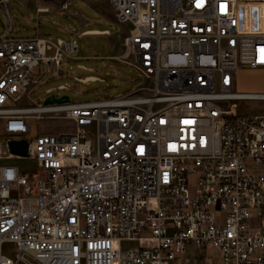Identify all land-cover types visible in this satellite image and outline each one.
Masks as SVG:
<instances>
[{
    "label": "built area",
    "instance_id": "1",
    "mask_svg": "<svg viewBox=\"0 0 264 264\" xmlns=\"http://www.w3.org/2000/svg\"><path fill=\"white\" fill-rule=\"evenodd\" d=\"M107 1L145 81L116 98L22 105L78 46L0 36V264H264V115L236 113L264 101L236 89L264 70V0ZM43 118L74 130L27 140Z\"/></svg>",
    "mask_w": 264,
    "mask_h": 264
},
{
    "label": "rangeland",
    "instance_id": "2",
    "mask_svg": "<svg viewBox=\"0 0 264 264\" xmlns=\"http://www.w3.org/2000/svg\"><path fill=\"white\" fill-rule=\"evenodd\" d=\"M5 1L6 4L4 5L2 0H0V35L33 37L38 31L39 34L37 36L48 34L68 39V36L61 30V24H67L66 19L54 13L58 0H49L45 3V6L52 11L47 15H38L30 12L27 0ZM38 5H43V3ZM5 8L12 9L9 15L5 12ZM74 8L81 14L89 15L87 11L89 7L81 0L75 1ZM33 18L40 22V27L33 28L31 26L29 20ZM53 20L54 22H52ZM22 26L25 28L22 29ZM14 27L16 29L15 32H11ZM75 40L79 51L72 59H65L59 65V75L51 78L52 69L49 67H41L39 70L34 71L33 83L27 88V94L23 96L21 101L22 105L43 106L45 100L50 96H55L57 99L66 96L71 102L78 103L116 98L145 84L141 74L127 64L111 61L103 57L106 44L102 40L79 38L77 35ZM127 59L132 62V57L129 55H127ZM87 76H95L99 80L84 84L74 80L75 77L84 78ZM61 85L65 86V90L57 91L56 89ZM49 89L53 90V92L51 91L50 94H47L46 92ZM236 89L240 91L264 92V77L254 74H239ZM236 113L253 116L264 115V101L240 102ZM28 123L31 127V134L25 137L27 140L42 133H71L74 130L73 123L62 119H31ZM88 133L92 137L95 129H89ZM2 154L3 156L7 154L4 147L2 148ZM11 164L28 173L35 170L34 164L30 161L12 160ZM249 166L255 168L252 164ZM189 192L193 194L194 187H190ZM129 245L133 244H123L122 248L124 249ZM3 252L11 256L12 246L4 245ZM194 252L193 247L190 245L188 247V255L192 256ZM206 255L213 258L214 264H218L215 251L207 250Z\"/></svg>",
    "mask_w": 264,
    "mask_h": 264
},
{
    "label": "crops",
    "instance_id": "3",
    "mask_svg": "<svg viewBox=\"0 0 264 264\" xmlns=\"http://www.w3.org/2000/svg\"><path fill=\"white\" fill-rule=\"evenodd\" d=\"M44 1V2H43ZM34 0L28 2V9L30 12H33L38 15H47L52 11L49 8V11L44 14H40L37 10L43 6H45L46 2L49 0ZM75 1L78 0H58L57 8L54 13L61 15L66 19L67 24H61L62 32L68 36V39L62 37H55L65 40L66 42H76L75 36L77 35L79 38H91L94 40H102L106 44L104 58H107L111 61H117L119 63L126 64V62H130L127 59V55L130 57L131 54L129 50L126 48L125 39L130 35L131 26L129 24H118L115 20L114 12L110 4L107 0H81L86 3L89 7L87 11L89 15L81 14L78 10L74 8ZM2 3L5 5L6 1L2 0ZM39 3H43V5H38ZM12 9L5 8V12L9 15ZM31 26L33 28L40 27V22L35 18L29 20ZM54 22V20L52 21ZM59 25V23H57ZM25 27L22 26V29ZM14 29L11 32H15ZM39 34L36 31V35L33 37H11L15 39H28V38H41L48 36H37ZM4 35V34H2ZM0 35V36H2ZM8 35V34H7ZM52 36V35H50ZM54 37V36H53ZM78 46V45H77ZM79 51V47H78ZM52 73L51 78L60 74L59 70H55V68L51 67ZM239 74L243 75H259L264 77V70H254V71H242ZM79 83H89L93 81H98L99 78L95 76H87L84 78L75 77ZM81 81V82H80ZM63 86V85H61ZM60 87V86H59ZM65 87V86H64ZM264 90V89H263Z\"/></svg>",
    "mask_w": 264,
    "mask_h": 264
},
{
    "label": "water",
    "instance_id": "4",
    "mask_svg": "<svg viewBox=\"0 0 264 264\" xmlns=\"http://www.w3.org/2000/svg\"><path fill=\"white\" fill-rule=\"evenodd\" d=\"M70 102V99L66 96L61 97L59 99H55L54 96L48 97L44 104H52V103H65ZM8 148L11 153L18 156H26L27 151V142L25 140L22 141H10L8 143Z\"/></svg>",
    "mask_w": 264,
    "mask_h": 264
}]
</instances>
